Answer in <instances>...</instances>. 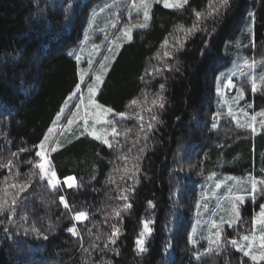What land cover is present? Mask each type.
Returning a JSON list of instances; mask_svg holds the SVG:
<instances>
[{
    "label": "trees",
    "instance_id": "1",
    "mask_svg": "<svg viewBox=\"0 0 264 264\" xmlns=\"http://www.w3.org/2000/svg\"><path fill=\"white\" fill-rule=\"evenodd\" d=\"M140 2L0 0V264H254L251 255L264 253L251 248L246 256L230 243L235 239L249 250L252 221L264 205V185H257L255 199L248 195L251 186L241 193L238 185L245 176L264 181V0H230L219 23L201 24L208 33L215 28L214 34L196 33L179 52L180 29H191L209 0H188L179 8H165L163 0ZM243 50L253 52L244 53L255 58L251 66L241 65ZM97 75L103 82L90 97ZM229 78L231 92L225 88ZM158 95L165 97L163 108L152 104ZM133 99L138 105H130ZM105 108L113 110L107 117ZM149 123L153 129L145 139ZM113 126L121 133L113 148L89 135L113 140ZM48 135L55 188L34 167ZM136 164L140 170L129 180L124 170ZM226 173L238 176L227 183L246 197L238 205L239 221L232 211L236 196L215 186ZM68 176L76 187L64 184ZM24 184L29 187L20 192ZM126 193L128 199H121ZM125 204L131 207L116 216ZM206 207L218 229L198 221L192 230ZM78 212L87 218L76 221ZM143 220L152 221L153 231L140 252ZM71 227L78 235L67 231ZM114 227L119 235L113 244ZM256 233L263 237L259 226Z\"/></svg>",
    "mask_w": 264,
    "mask_h": 264
},
{
    "label": "snow or ice",
    "instance_id": "2",
    "mask_svg": "<svg viewBox=\"0 0 264 264\" xmlns=\"http://www.w3.org/2000/svg\"><path fill=\"white\" fill-rule=\"evenodd\" d=\"M188 0H175L174 3H170L169 0H164V7L165 8H171V7H176V8H179V7H182L183 4L187 3ZM230 8V0H209V3H208V6H207V11L204 12V13H201V12H196L195 15L197 17V20L196 22H194L193 26L191 29H180L181 31L184 32V38L183 40H180V39H177L176 42H175V46H174V52H179L180 50H182L184 47H185V44L186 42L189 40V38L193 35H195L196 33L198 32H204L205 34L207 35H212L214 34L215 32V28L213 29L212 33H208L207 32V29L206 28H202L201 27V24L208 21V20H211L214 24L216 23H219L222 19L223 16H225L227 14V11L228 9ZM103 10V9H101ZM93 15H95V13H93ZM149 17V13L147 11V9L144 11V18L147 19ZM138 27L140 28H144L146 27V25L144 24H141V25H138ZM125 34H128L127 32ZM131 38V36L129 35V39ZM169 42L168 40L166 39L164 41V44L167 45ZM208 44V41H205V46H207ZM174 52H165L164 55L166 57H170L174 54ZM80 57H77V60H79ZM105 60H107V57H105ZM89 64L91 65L92 61L89 60L88 61ZM245 64H248V61L245 60L244 61ZM101 64H103V61H101ZM251 66V65H249ZM165 67H170L169 65H165ZM156 71L158 72L159 69H156ZM223 75V74H221ZM220 77L218 76L217 77V80L219 81ZM261 83L264 84V77H261ZM82 82H83V78H81ZM94 84L93 85H89L88 86V94L89 96H95L96 94V91L98 89V86L100 83H102V77L97 75L95 76L94 78ZM226 87H234L233 83H232V79L229 78L226 82ZM76 88L77 89H80L81 88V84H77L76 85ZM257 88H258V85L257 83L255 82V80L253 79V82L251 84V89H252V92L255 93L257 91ZM160 91L161 93L164 91V85L161 84L160 85ZM219 91V89H218ZM73 95H76V93H73ZM240 95L241 97L243 96V90L241 89L240 90ZM71 99V98H70ZM83 99V96L81 95V100ZM164 101H165V97L163 95H158L156 99H154L152 101V104L154 106L158 105L159 108H163L164 107ZM93 103H95V101H93ZM138 101L136 99H133L132 101H130V105H138ZM77 109H79V104L76 106ZM97 107H100L99 105H97ZM112 109L111 108H105L103 109V113L105 115V117L108 116L109 113H112ZM149 111H151V109H149ZM63 114V110H61V113H58V116L62 115ZM76 113H73V116H75ZM119 117L121 119L125 118L126 117V113H119L118 114ZM229 115H231V110H229ZM219 116V113H214L213 114V117L214 119L215 118H218ZM138 118L141 120L142 124H143V117L142 116H138ZM152 121H155L157 119V117L155 115H153L151 117ZM73 123V120L71 118L68 119V125H71ZM85 123H87V121H85ZM216 125L214 124L213 127H215ZM153 129V124L152 123H149L147 125V131L145 132V139H147V132H151ZM142 131H144V129L142 128ZM253 131H255V129L253 128ZM49 132H52V128L49 129ZM111 134H112V137H113V140H109L107 138V136H101V135H98L95 131L89 133V135H92L95 139L97 140H101L102 143L106 146H108L109 148H113L114 147V143L113 141L116 139V137H118L119 135H121V133L118 132L117 128L115 126L112 127L111 129ZM137 137H139V133H137ZM45 139H48V137L46 136ZM118 143V142H117ZM39 147L41 149L44 148V142L42 141L41 144L39 145ZM21 151H24V149H21ZM52 151H56V148L53 147L52 148ZM16 154L13 153V156H15ZM47 155L48 153L46 151H37L36 152V156L39 157V161L34 165V167L38 168L39 171H40V174H41V179H45L47 178V182L49 184L50 187L52 188H55L57 187V185L59 184V181L56 179V174L54 171H51V165L49 163V161L47 160ZM46 165H47V168H46ZM9 168H11L12 166V160H9L8 161V165H7ZM0 167H4V165H0ZM139 165L136 164L133 166L132 169H125L124 170V175H126L128 177L129 180H131L133 178V176H135V174L137 172H139ZM49 172H51V174L49 175ZM131 173V174H129ZM123 179V176L121 177ZM7 179V178H5ZM111 177H109V180L111 181ZM64 184L68 187V188H73V187H76V180H75V177H72V176H68V177H65L64 178ZM260 184V185H264V181H256L255 179L252 180V183H251V187H252V192L249 193L248 195L252 197V199H255V196L257 194V185ZM11 187H16V185H12ZM29 187L28 184H24L22 186H20V192H24L25 189H27ZM217 187H219V185H217ZM261 195H264V192H261ZM121 199L123 200H127L128 199V194H124L121 196ZM60 200H61V203L64 204L65 208H68L69 206L67 205V203L65 202V198L63 196L60 197ZM5 203H7V201L5 200ZM246 203V197L243 196V195H240V196H236L234 197V202L232 203V211L236 217V220L239 221L240 219V216H241V212H240V208L238 205H242ZM17 204V200L16 199H13L12 202H11V206H10V211H15V208L13 206H15ZM149 204V207H152V202L149 201L148 202ZM131 207V204H125L124 207L120 210V211H117L115 213L116 216H120L121 215V212H124V211H127L129 208ZM0 211H3V205L0 204ZM260 216L262 218H264V205H261V212H260ZM75 220L76 221H81V220H84L87 218V214L85 212H78L75 214ZM8 219L11 220L12 219V216L9 215L8 216ZM253 225H255L257 223L256 219L253 218ZM264 222V221H262ZM152 223V221H148V220H143L142 221V224H143V230L141 231L140 233V236L137 238L136 240V245H137V248L140 252H143L145 251V237L146 236H149L151 235L153 229L150 227V224ZM232 223L233 222H229L228 223V227H231L232 226ZM8 229L6 228L5 229V232H7ZM28 230L25 229V232H27ZM32 231L33 232H36V234L38 236L42 235V233L39 232L38 229H36L35 227L32 228ZM67 231L69 233H72L73 235H78V233L76 232V229L75 227H71V228H68ZM119 235V229L114 227L113 228V232L111 234V236L109 237V241L110 243H115L116 242V238L118 237ZM219 233H217V239H219ZM44 239H47V236H43ZM242 240L244 241H247L249 238L247 235L241 237ZM264 239V238H262ZM189 242H192V236L191 234H189ZM230 243L234 246H236L239 250L241 251H244V254L246 256L248 255H251V252H250V249H251V245L249 244L248 245V249L249 250H245L244 248L240 247V245L237 244V241L235 239L231 240ZM105 247H107V245H105ZM262 247H264V244H262ZM197 255V258H199V254H196ZM251 259L252 261L254 262H257L258 260H264V253H261L260 256H257V255H251ZM107 264H110V262H107Z\"/></svg>",
    "mask_w": 264,
    "mask_h": 264
},
{
    "label": "rangeland",
    "instance_id": "3",
    "mask_svg": "<svg viewBox=\"0 0 264 264\" xmlns=\"http://www.w3.org/2000/svg\"><path fill=\"white\" fill-rule=\"evenodd\" d=\"M163 2H164V0H163ZM169 2L170 3H174L175 2V0H169ZM145 3V0H141V2H140V4H144ZM128 35H130L129 33H128ZM239 54L241 53V52H238ZM244 53H249V54H253V52H244V50L242 51V61H241V65H245V63H244V61L245 60H247L248 61V64L247 65H250L251 64V62L253 63L254 61H255V58H251V57H248V56H246V54H244ZM244 57H245V60H244ZM225 88H228V91H232L233 90V88L231 87V88H229V87H226L225 86ZM229 102H230V99H228V101H226L225 102V106L228 108V109H231L232 107H231V105L229 104ZM67 108H69L68 109V111H67V115L72 111V106L71 107H67ZM96 111L97 112H95V114L97 115L96 116V118H95V121H99V119H100V115H99V110H97L96 109ZM67 115H65V113H64V118L65 117H67ZM58 126H60V125H58ZM48 138H49V135L47 136ZM44 148L43 149H39V151H46L47 153H48V155H47V160L49 161V163H50V165H51V171H53V166H52V163H51V161L49 160V152H50V148L48 149V151L46 150L47 149V147H48V143H47V139H44ZM46 168H47V165H46ZM51 174V172H49V175ZM232 177H238V176H235V175H233L232 173H226V174H223V178L220 180V181H217L216 182V184H215V186H216V188L217 189H219L220 187H223V186H226V189H227V193H226V195H228V196H232V195H234V196H236V195H238L239 194V192H241V193H245V189H246V187H248V186H251V183H252V180L254 179V177H251V176H245V177H239L240 179H238L240 182H238V185H239V192H238V190L236 191L235 190V188H234V186L233 185H229L228 183H227V181H228V179H231ZM47 179V178H46ZM56 179H58L57 177H56ZM217 185H219V187H217ZM236 187V186H235ZM237 189H238V187H237ZM210 192H208V191H206V195H208ZM208 212V209H207V207L206 208H204V214H205V216L204 215H201V216H199L198 215V218L196 217L195 219H194V221H193V226H192V230L194 229V227L196 226V223L199 221V223H203V221L204 222H206V228L208 227L209 229H210V227H211V225L213 226L214 225V223H212V219L211 218H209V215H207V214H209V213H207ZM260 212H261V210H259L258 211V214H257V216L255 217V219H256V221H257V223L255 224V225H253V229H252V234H251V237L253 238V240H254V243H252V244H250L251 245V248H264V247H262V244H264V239H262V238H264V222H262V221H264V218H262L261 216H260ZM207 213V214H206ZM208 219V220H206V218ZM228 222H229V220H227ZM226 222V221H225ZM225 222H223V223H225ZM228 225V224H227ZM257 226H259L260 227V229H261V236H263L262 238H257L256 236V227ZM213 227H215L216 229H218V227H219V225H214ZM220 232V231H219Z\"/></svg>",
    "mask_w": 264,
    "mask_h": 264
}]
</instances>
